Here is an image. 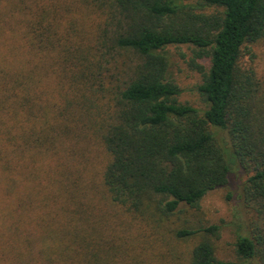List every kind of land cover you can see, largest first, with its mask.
I'll list each match as a JSON object with an SVG mask.
<instances>
[{
	"label": "trees",
	"instance_id": "16d2710c",
	"mask_svg": "<svg viewBox=\"0 0 264 264\" xmlns=\"http://www.w3.org/2000/svg\"><path fill=\"white\" fill-rule=\"evenodd\" d=\"M261 39L264 0H0V180L7 185L0 186V264H56L53 247L62 243L81 260L114 254L123 223L93 199L70 229L38 224L42 247L1 200L12 154L27 166L36 152L46 156L50 128L67 134L77 105L107 155L98 197L151 235L167 230L193 241L188 264H264V98L254 69L241 61L254 57L249 44ZM180 44L191 46L188 65L201 74L195 89L204 108L177 99L167 47ZM42 70L72 99L47 103ZM220 188L254 212L246 222L235 211V262L215 256L220 225L188 213L197 216L201 199ZM68 211L64 224L75 221Z\"/></svg>",
	"mask_w": 264,
	"mask_h": 264
},
{
	"label": "rangeland",
	"instance_id": "374dc122",
	"mask_svg": "<svg viewBox=\"0 0 264 264\" xmlns=\"http://www.w3.org/2000/svg\"><path fill=\"white\" fill-rule=\"evenodd\" d=\"M249 47L254 57L251 59L244 55L241 61L243 65L254 69L256 79L262 87V98H264V39L249 44ZM167 50L170 56L171 74L180 88L178 101L197 108H204L195 89L196 85L201 82V74L188 65L189 58L192 57L191 46L171 45L167 47ZM196 63H200L205 69L208 66V61L204 58L196 59ZM41 78L44 82L40 85L41 90L44 91L47 87L52 94L50 95L52 100L46 99V102L59 103V106H63V100L72 99L73 93H69L68 96L64 95L51 72L45 73L42 70ZM46 80H48L47 86ZM44 97L45 95H43L45 104ZM75 108L77 111L74 118L71 116V120L74 122L70 123L67 134L62 132L59 127L57 129L50 128L53 145L46 156L36 152L38 157L35 163L29 162L30 166L15 161V154L11 156L9 192L5 194L6 196L1 194V200L9 201V213L14 215L15 219H20L21 230L26 227L28 235H32L35 239V245L42 247L44 241L39 239L42 234L38 232L40 229L38 224L42 223L44 227L46 225L57 226L62 230L70 229L77 223L74 219L76 212L82 210L83 204L85 205L93 199L97 203L96 208L105 213L109 220L116 224L123 223V227L117 225L119 231V233L117 232L119 239L115 241L117 247L111 248V252L114 254L109 258L110 261L105 258L104 253L101 254V260L95 261L92 257L86 260L85 256L81 260L75 256V253L73 255L66 254L65 244L62 243L58 249L53 247L60 256L56 258V264H188L186 250L193 245V241L182 242L172 239L167 230H164L165 232L161 230L162 235H151L148 227L141 226L138 222L133 223L131 217L121 212L113 204L105 202L106 198H102V200L96 195L95 188L100 184V173L107 160V155L95 139L92 129L88 128V125L90 126L88 113H83L78 105ZM78 115L83 119L80 120ZM39 127L42 128L41 125ZM24 161L26 162V160ZM78 175L81 176L80 183L74 180ZM246 176L241 171L237 174L241 180H244ZM0 182L2 188H7L4 178ZM234 185L231 188L232 192L237 190V186L234 188ZM226 192V189L223 188L208 192L200 201L199 214L195 216L190 210L188 213L189 216L192 215L190 218L193 222L201 219L205 223L220 225L219 237L214 240L215 256L218 260L235 262L236 257L233 250V226L237 220L234 219L235 211H238L246 222L251 220L254 212L245 208L240 202L228 201L225 198ZM68 210L72 212L75 221L70 220L69 223L66 222V224L68 223L66 225L63 221L68 220V217L64 213ZM111 249L108 248V251ZM65 255L68 257H63Z\"/></svg>",
	"mask_w": 264,
	"mask_h": 264
}]
</instances>
